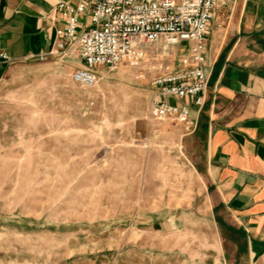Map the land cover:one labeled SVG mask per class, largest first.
<instances>
[{"label":"rangeland","instance_id":"1","mask_svg":"<svg viewBox=\"0 0 264 264\" xmlns=\"http://www.w3.org/2000/svg\"><path fill=\"white\" fill-rule=\"evenodd\" d=\"M183 49L157 42L150 63L99 68L93 88L72 80L77 53L8 69L0 264H236L195 171L201 141L151 116L153 66L174 69Z\"/></svg>","mask_w":264,"mask_h":264},{"label":"crops","instance_id":"2","mask_svg":"<svg viewBox=\"0 0 264 264\" xmlns=\"http://www.w3.org/2000/svg\"><path fill=\"white\" fill-rule=\"evenodd\" d=\"M82 3L84 28L92 0H0V79L15 63L55 59L66 26L58 7ZM206 46L205 103L191 108L202 144L195 171L214 218L233 230L230 260L264 264V0H219Z\"/></svg>","mask_w":264,"mask_h":264},{"label":"built area","instance_id":"3","mask_svg":"<svg viewBox=\"0 0 264 264\" xmlns=\"http://www.w3.org/2000/svg\"><path fill=\"white\" fill-rule=\"evenodd\" d=\"M218 3L219 0H92L90 24L84 28L79 25V17L87 6L61 4L58 9L66 26L57 31L55 52L50 56L77 53L83 66L74 70L72 80L93 88L99 81V68L139 69L155 54L151 47L157 42L183 46V56L174 69L153 66L154 70L164 71L154 80L159 99L152 105L151 116L154 120L174 121L191 134L195 129V122L190 120L191 108L203 107L209 86L206 45Z\"/></svg>","mask_w":264,"mask_h":264}]
</instances>
